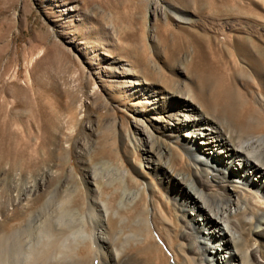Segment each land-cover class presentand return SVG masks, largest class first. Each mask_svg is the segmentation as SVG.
Wrapping results in <instances>:
<instances>
[{"label":"rangeland","instance_id":"rangeland-1","mask_svg":"<svg viewBox=\"0 0 264 264\" xmlns=\"http://www.w3.org/2000/svg\"><path fill=\"white\" fill-rule=\"evenodd\" d=\"M173 11L190 22L175 24ZM194 32L212 42L203 63L226 68L264 105V72L244 64L236 41L248 37L264 48V0H0V239L35 230L38 217L60 207L80 219L85 240L60 250L54 239L41 264H107L113 247L116 264L182 260L171 193L153 182L152 202L140 187L149 180L140 124L152 131L149 114L135 112L144 98L130 94L115 70L126 62L176 89L191 83L203 58L184 43ZM176 42L184 46L171 59ZM95 195L116 213L103 227L107 243L94 241ZM151 207L170 226L157 219L152 227Z\"/></svg>","mask_w":264,"mask_h":264},{"label":"bare ground","instance_id":"bare-ground-1","mask_svg":"<svg viewBox=\"0 0 264 264\" xmlns=\"http://www.w3.org/2000/svg\"><path fill=\"white\" fill-rule=\"evenodd\" d=\"M186 15L173 11L172 20L186 25L190 22ZM236 41L244 64H250L257 73L264 72L262 45L243 36ZM184 43L193 47L196 57L204 59L194 63L195 80L179 68L177 74L187 76L191 83H177L178 89L126 69V62L115 70V78H123L120 82L130 94L144 98L135 109L137 115L150 116L152 131L147 132L142 124L139 128L144 135L139 142L145 160L143 176L149 178L140 187L148 191L151 201L156 189L153 182L171 193V205L180 222L178 238L183 240L178 243L182 260L178 262L175 257L177 264H264V136L259 134L264 130V105L253 93L242 91L226 68L203 63L208 60L203 49L212 45L206 35L194 32ZM170 45L172 59L184 45ZM162 139L166 144L158 146ZM95 198L91 199L98 212L94 241L107 243L103 227L116 213L110 216L104 203ZM56 208V216L38 217L35 230L27 226L22 235L17 231L4 235L0 239V264H37L54 239L59 241L60 250H70V245L76 248L85 240L80 219ZM151 208L152 227L157 219L170 226ZM53 223L58 227L56 234ZM113 251V262L107 260V264L118 261L120 252L114 247Z\"/></svg>","mask_w":264,"mask_h":264}]
</instances>
